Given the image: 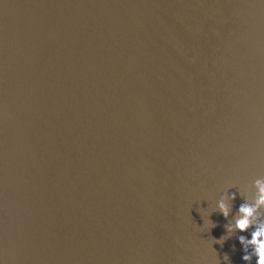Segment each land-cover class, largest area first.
I'll use <instances>...</instances> for the list:
<instances>
[{
  "label": "water",
  "instance_id": "obj_1",
  "mask_svg": "<svg viewBox=\"0 0 264 264\" xmlns=\"http://www.w3.org/2000/svg\"><path fill=\"white\" fill-rule=\"evenodd\" d=\"M260 177L264 0H0V264H247Z\"/></svg>",
  "mask_w": 264,
  "mask_h": 264
},
{
  "label": "clouds",
  "instance_id": "obj_2",
  "mask_svg": "<svg viewBox=\"0 0 264 264\" xmlns=\"http://www.w3.org/2000/svg\"><path fill=\"white\" fill-rule=\"evenodd\" d=\"M255 189L254 197L251 202L245 199V202L239 206L238 212L234 217V222H228L224 227L227 233H245L250 231L251 239L245 235H239L238 240L242 245V260L251 264L252 258L255 257V264H264V177L254 180L251 185ZM236 199V193L226 192L221 195L217 201V210L228 219L232 211V202ZM213 227L215 223L212 221ZM217 243L223 245L225 236H221ZM229 259L228 255H224Z\"/></svg>",
  "mask_w": 264,
  "mask_h": 264
}]
</instances>
